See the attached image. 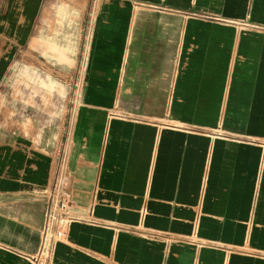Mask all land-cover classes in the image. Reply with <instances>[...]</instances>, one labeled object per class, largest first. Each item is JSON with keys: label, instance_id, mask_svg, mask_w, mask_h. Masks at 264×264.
Instances as JSON below:
<instances>
[{"label": "crops", "instance_id": "obj_1", "mask_svg": "<svg viewBox=\"0 0 264 264\" xmlns=\"http://www.w3.org/2000/svg\"><path fill=\"white\" fill-rule=\"evenodd\" d=\"M63 1L90 16L79 116L65 148L0 116V264L37 263L64 168L84 221L47 264H264V0ZM51 2L0 0V87Z\"/></svg>", "mask_w": 264, "mask_h": 264}, {"label": "rangeland", "instance_id": "obj_2", "mask_svg": "<svg viewBox=\"0 0 264 264\" xmlns=\"http://www.w3.org/2000/svg\"><path fill=\"white\" fill-rule=\"evenodd\" d=\"M64 3L63 0L50 3L49 11L42 13L30 30L29 44L20 46L15 29L7 30V48H13L15 55L0 87V116L14 122L16 133L53 135L62 148L67 146L79 116L90 21L89 14L71 11ZM75 4L81 8L84 1L76 0ZM61 25L70 27L77 44L76 63L72 67L48 47L58 37L56 33L60 36L56 31ZM49 79L55 88L45 84Z\"/></svg>", "mask_w": 264, "mask_h": 264}, {"label": "built area", "instance_id": "obj_3", "mask_svg": "<svg viewBox=\"0 0 264 264\" xmlns=\"http://www.w3.org/2000/svg\"><path fill=\"white\" fill-rule=\"evenodd\" d=\"M69 178L65 168L56 176L52 186L45 191L46 194V218L42 230V244L37 263L47 264L49 260L50 246L56 242L66 240L69 227L73 222L84 221L81 214L76 211L77 203L73 199L68 188Z\"/></svg>", "mask_w": 264, "mask_h": 264}]
</instances>
